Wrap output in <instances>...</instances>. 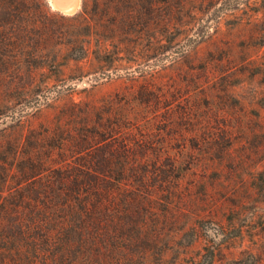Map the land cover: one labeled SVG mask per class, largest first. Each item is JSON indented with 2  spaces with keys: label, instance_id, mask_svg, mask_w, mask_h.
<instances>
[{
  "label": "rangeland",
  "instance_id": "374dc122",
  "mask_svg": "<svg viewBox=\"0 0 264 264\" xmlns=\"http://www.w3.org/2000/svg\"><path fill=\"white\" fill-rule=\"evenodd\" d=\"M17 2L0 11L6 203L62 206L66 173H91L105 209L71 241L97 250L84 264H264V0ZM23 206L3 232H26ZM18 237L0 264H32Z\"/></svg>",
  "mask_w": 264,
  "mask_h": 264
},
{
  "label": "trees",
  "instance_id": "16d2710c",
  "mask_svg": "<svg viewBox=\"0 0 264 264\" xmlns=\"http://www.w3.org/2000/svg\"><path fill=\"white\" fill-rule=\"evenodd\" d=\"M13 1L15 0H0V11L7 10L10 7L18 8L19 5L24 6V4L19 2L13 4ZM93 1L95 4L98 2V0ZM86 7L85 2H83L84 9L76 15V18L85 20L83 13L85 9H87ZM40 173L41 171L38 172L37 175ZM59 176L60 175L57 174L52 177L55 178ZM89 177L92 178L90 179ZM21 178H26V176L21 174ZM63 178L67 180L65 183L67 188L64 191L66 200L63 199L64 203H62V206H48L44 204L43 201L37 200L39 195L33 198L29 194H26L24 190L17 188L7 190L10 196L16 195L17 199H14L13 202L6 203L5 197L3 196L4 192L0 190V237H2L1 239L4 243V246L0 247V250H6V245L12 243L15 237L19 238L18 235L27 233V236H30L28 240L30 243V250H35L32 264H78L79 262H83L84 264L86 258L90 255H94L97 250H90L92 253H90V251L86 253V250H72L76 246L71 243L72 240L74 241V239L78 237L81 233V229L84 228L85 225L90 226V231L98 227L96 214L98 215L101 213L104 205H96L94 203L87 204V201L84 200L89 191H94L92 188L87 187L85 179L88 178V180L93 181L94 175L91 173L84 174L82 172H75L74 174L66 173V176ZM62 184L64 185V182H62ZM31 202H33V205ZM26 203V209L29 212V228L26 232L24 233L23 225H20L22 224L21 221L18 233L7 234L3 232V224L12 222L14 217L17 219L19 215L23 214L22 209L25 208L23 204ZM41 215L44 216V219H40ZM36 217L38 219H36ZM83 218H85V220H83Z\"/></svg>",
  "mask_w": 264,
  "mask_h": 264
},
{
  "label": "bare ground",
  "instance_id": "6f19581e",
  "mask_svg": "<svg viewBox=\"0 0 264 264\" xmlns=\"http://www.w3.org/2000/svg\"><path fill=\"white\" fill-rule=\"evenodd\" d=\"M53 3L64 12H71L78 7L79 0H53Z\"/></svg>",
  "mask_w": 264,
  "mask_h": 264
},
{
  "label": "water",
  "instance_id": "95a60500",
  "mask_svg": "<svg viewBox=\"0 0 264 264\" xmlns=\"http://www.w3.org/2000/svg\"><path fill=\"white\" fill-rule=\"evenodd\" d=\"M52 4H53V0H52ZM56 9H58L59 11H61L59 8H57V6L53 5ZM77 8H75L72 12H74ZM62 12V11H61ZM66 13V12H63ZM67 13H71V12H67Z\"/></svg>",
  "mask_w": 264,
  "mask_h": 264
}]
</instances>
